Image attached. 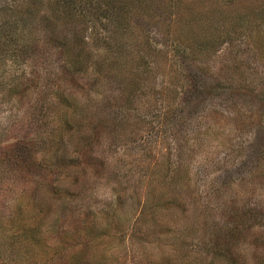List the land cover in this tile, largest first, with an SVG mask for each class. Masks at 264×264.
<instances>
[{"label": "rangeland", "instance_id": "374dc122", "mask_svg": "<svg viewBox=\"0 0 264 264\" xmlns=\"http://www.w3.org/2000/svg\"><path fill=\"white\" fill-rule=\"evenodd\" d=\"M112 1L111 7H103L118 18H97L89 9L79 7L86 15L84 38L90 53L79 77L83 81L92 77L101 80L96 94L90 98L77 94V98L91 101L82 123L102 139L96 155L106 153L111 158H105L106 174L100 172L84 185L94 187L90 192L62 199L66 203L62 206V197L42 194L41 209L46 215L43 213L41 220L48 225L46 243L53 248L44 244L49 249L41 255L36 247L24 264H68L67 260H73L71 264H264V101L257 99L264 91V0ZM2 3L0 22L9 21L27 3H33V15L26 21L32 37L29 45L33 50L45 48L48 27L44 24L41 30L39 23L46 17L53 25L54 2L1 0L0 7ZM18 17L15 19L20 20ZM81 19L73 17V22L78 21L77 27L84 29ZM19 30L20 34L27 33L21 27ZM224 39H230L232 46L217 48L214 42ZM205 45L208 49L203 48ZM211 45L215 46L213 51ZM234 62L243 63L239 71L232 69ZM111 65L110 73L119 74L120 89L113 88V82L103 83ZM4 68H0V81L7 88L18 82L24 70H34L26 65L18 70ZM199 68H203L201 74ZM203 73L216 89L223 79L220 89L183 114L185 140L177 144L158 132L154 121L164 117L165 110L176 112L183 102L193 100L195 91L189 90L187 83ZM113 94L123 103L136 99L133 109L126 111L129 125L120 129L118 138L133 132L138 136L123 147L117 141L111 145L114 135L103 128L112 122L111 110L116 103L115 99L100 100L106 101ZM35 96L29 92L22 107ZM108 103L111 105L103 111L102 105ZM204 106L209 111L206 118L202 115ZM16 108L20 104L0 103V126L6 122L4 115ZM48 108L41 123L45 131L52 125L61 127L54 114L57 108ZM76 113H80L78 108ZM79 115L75 116L77 122ZM13 125L17 124L4 125L11 137ZM65 129L59 131L63 143L57 157L79 150L75 143L73 149L66 144L73 138L69 140ZM46 142L39 143L38 150L44 160L49 159L43 164L48 170L56 161L53 150L49 153L45 148ZM117 170L118 177L112 176ZM43 176L47 177V172ZM8 187V181L0 182L3 218L15 200ZM51 205L53 209L47 212ZM83 207L93 208L89 216H79ZM82 217L89 226L73 235L60 234L59 238L67 239L61 255L50 238H57V227V231L69 232L73 221ZM5 229L3 225L0 242L8 247L9 232ZM9 251L5 261L15 263L17 253Z\"/></svg>", "mask_w": 264, "mask_h": 264}, {"label": "trees", "instance_id": "16d2710c", "mask_svg": "<svg viewBox=\"0 0 264 264\" xmlns=\"http://www.w3.org/2000/svg\"><path fill=\"white\" fill-rule=\"evenodd\" d=\"M52 2H54L52 11L54 17L53 25L46 17H41L39 23L41 30L44 24L48 27L47 32H44L46 39L49 38L44 45L45 48L40 46L33 50L29 45L32 37L30 35L31 31H29V25L26 21L30 20L33 15V3H27L25 9L22 8V11L16 13L17 15L19 14L18 18H20V20L15 19L17 16L15 14L7 19L9 21L6 22L4 20L0 22V68L5 67L10 70L16 68V70H18V68L23 65H26L28 68H34L33 72L24 70L22 76L18 75V82L14 83L9 88L0 81V103H6L7 105L15 102V104H20L21 108H16V111H13L14 113L8 111L9 115H4V120L6 122L0 126V182L5 183L8 181V191H11L12 196H15V200L11 205L7 217L3 218L0 216V234L1 230H3V225L6 227L5 231L7 230L9 232L7 236L9 238L6 239L9 241V246L7 245L8 247H5L3 243L0 242V250H4L3 253L0 251V264H24L31 250H36V247L41 255L46 254L45 249L53 248L52 244L46 243L48 240L45 238V234L48 232V225L41 220L43 218L42 214L44 213L46 215V212L41 209L44 200L42 194L46 192L54 197H62L59 199L60 205L62 206L66 204L62 203V199H68L76 195L81 196L80 194L86 193L85 190H93L94 187L87 189L84 185L91 182L93 177L101 175L100 172L104 171L105 162L107 161H105L106 156L110 158L106 153L99 156L96 155L102 147V139L98 137V132L93 129L91 132L90 127L85 129L82 123L86 118L84 114L89 109L88 104L91 101L89 99L88 101H86V99H83V102L79 101L77 94L83 95L84 98L86 95L96 94L97 86L101 80L97 77H92L83 81L79 77L82 75V70H84L83 67H85L90 60V53L87 50L84 38L86 15L79 7H83L86 10L89 9L90 13H95L97 18L112 19V17L109 16H115V14L113 15L112 12L109 13L110 9H105L103 4H106L107 7H111L113 1L52 0ZM3 8L4 5L2 3L0 12L4 11ZM11 8L13 7H10V9ZM2 15L4 16V13H2ZM80 16L82 17L80 23L83 24L84 29H79L77 27L78 21L73 22V17L79 18ZM115 17L118 18V16ZM62 19L63 21L61 22ZM20 27L27 33L20 34ZM41 42L42 44L45 43L44 40ZM230 42L232 43L230 39L228 41L224 39V41L214 43L217 48H219L224 45H230ZM206 47L208 46L205 45L203 48L208 49ZM210 47L211 51L215 48V46L213 47L212 45ZM36 62H38V64ZM242 65L243 63L234 62L232 64V69L234 71H239ZM112 66L113 65H111L107 69L109 71H106L103 75V83L108 85L109 82H113V88L120 89L122 88V84H120L119 74L110 73ZM202 71L203 68L197 69L199 74H201ZM204 75L203 73L201 76L195 77L196 80L194 79L187 83L189 86L188 89L195 91V94L191 95L193 100H187L185 103L183 102L179 107L180 110L176 112L170 109V111L168 109L165 110L164 117L161 119L157 118L154 121L158 128L157 131L166 134L170 140L175 141L177 144H181L184 142L183 140H185H182V137L184 138L186 134V118L183 117V114L190 112V108H192L193 105L197 106L200 101L206 100V95L209 96L214 90L220 89V82L223 79L219 80L216 89V86L212 87V85L205 80ZM240 79L242 80V78ZM138 84L140 85V83ZM29 92H33L34 96L35 94L36 96L33 99H28L26 105L22 107L21 103ZM261 94L259 93L257 95L259 102L264 101V91H262ZM117 96L118 95L113 94L112 98L106 99V101L103 98L100 100V102H108V100L115 99L114 103H116L114 110H111L113 114L111 115L112 122L107 124L104 123L106 127L103 128L109 129L110 133L114 135L115 139L110 142L111 145L112 142L117 141L116 144H120L123 147L124 144L134 136H138L133 132L129 136H124L123 134L122 139L118 138L119 133L122 132L120 129L123 126L126 127V125H129L126 111L128 109H133V104L136 99H127L128 101L123 103L121 100L117 99ZM50 97H52V101L49 99ZM81 98L83 97L81 96ZM110 103H108V105H102L101 109L106 111L108 109L107 106L111 105ZM126 104L129 105L128 108ZM54 106L57 108L54 114H56V118L61 122V127L59 124L52 125L45 131L41 127V123L45 114L48 113V107ZM76 108L80 110V113H76ZM59 111L62 112L59 113ZM1 113H3V110ZM208 113L207 106H204L202 110V115H204L203 118H206L208 116L206 114ZM77 114H80V122L75 121V116ZM168 114H170V116L166 118ZM68 115H71L73 119H69ZM9 122L17 124L13 125L12 129L15 130L14 137L10 136V129L8 130L4 127V125ZM148 123L150 124V122H147V124ZM132 125H134V123ZM65 128L68 130L66 134H68L67 137H69V140L70 136L73 138V141H66V144L73 149V143H75L79 150L78 152L73 151V154L64 152L67 155L63 153L57 157L59 146L63 143V140L59 136V131H63ZM40 132L42 136L39 135ZM144 132L146 133V129H144ZM141 134L144 136L143 133ZM63 136L65 135L63 134ZM79 136L81 139H78ZM44 142H46L45 148L49 149V153L51 149L53 150V156L55 157L54 161H56L51 164L48 170L44 169L43 164L45 160L49 159L44 160V157H42L38 150L39 143ZM251 143L254 145V141ZM185 144H188V142ZM257 169L258 167L256 170ZM95 171L99 174H95ZM44 172H47V177L43 176ZM103 173L106 174V172ZM119 174L120 171L117 170L112 173V176L118 177ZM67 176L68 178L66 180L65 178ZM69 176L72 177V180L69 179ZM48 208L47 212H50L52 205ZM92 209L90 207H83V211L79 213V216H89ZM73 222L74 227L72 230L70 229L69 232L66 230L57 231V227L55 231L57 238H50L51 243L58 245H55L54 249H60V254L63 252V249H65L62 248L63 241L67 240H64L63 237L59 238L60 234H68L71 232L73 235V233L81 232L82 229L89 226V222L86 221L85 217L74 220ZM3 241L5 242V237ZM44 244L49 248L45 247ZM8 249L10 250L8 253H17L18 257L15 263H6L4 255H6ZM38 259L42 258L39 257ZM35 262L36 261H34V263ZM45 262L47 263L48 261L45 260ZM72 262H68L67 260L68 264Z\"/></svg>", "mask_w": 264, "mask_h": 264}]
</instances>
